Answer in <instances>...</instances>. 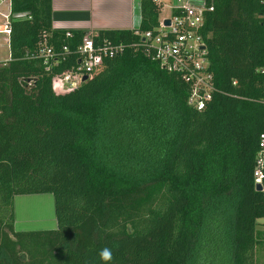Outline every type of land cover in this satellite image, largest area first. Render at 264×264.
<instances>
[{"label": "trees", "instance_id": "1", "mask_svg": "<svg viewBox=\"0 0 264 264\" xmlns=\"http://www.w3.org/2000/svg\"><path fill=\"white\" fill-rule=\"evenodd\" d=\"M10 56L0 65V264H264V7L211 0L202 33L214 78L203 110L181 75L147 53L162 4L140 0L134 30L86 81L62 90L92 31L54 30L52 0H12ZM137 32V33H136ZM69 34V35H68ZM44 41L56 56L39 55ZM67 47V50L63 48ZM49 193L56 229H16L17 196Z\"/></svg>", "mask_w": 264, "mask_h": 264}, {"label": "built area", "instance_id": "2", "mask_svg": "<svg viewBox=\"0 0 264 264\" xmlns=\"http://www.w3.org/2000/svg\"><path fill=\"white\" fill-rule=\"evenodd\" d=\"M164 6V0H153ZM264 7V0H259ZM211 0H171L168 4L171 9L169 18H161L159 32L147 31L143 33V40L147 41V53L156 60L162 68L169 72L181 75L189 87L188 104L203 110L213 98L214 78L207 58V44L202 33L204 14L212 9ZM264 18V13L261 15ZM31 19L25 12L13 14V1L0 0V35L9 45L11 35V20ZM166 19L170 24H164ZM137 33V32H136ZM69 35V34H68ZM202 47H204L202 49ZM123 43H114L103 39L96 43L93 32L86 35L79 50L83 59L76 70L56 77L55 83L62 90H70L83 82V77H90L100 68L105 57H112L124 51ZM67 50V47L63 48ZM39 55L48 63L56 52L46 41L40 47ZM9 60V59H8ZM6 60L1 64H5ZM256 184L264 180V132L259 137V150L254 169Z\"/></svg>", "mask_w": 264, "mask_h": 264}, {"label": "crops", "instance_id": "3", "mask_svg": "<svg viewBox=\"0 0 264 264\" xmlns=\"http://www.w3.org/2000/svg\"><path fill=\"white\" fill-rule=\"evenodd\" d=\"M52 5V27L57 31L134 30L141 21L140 0H52ZM5 44L0 35V48ZM9 56L10 51L0 63ZM258 223L264 230V222Z\"/></svg>", "mask_w": 264, "mask_h": 264}, {"label": "rangeland", "instance_id": "4", "mask_svg": "<svg viewBox=\"0 0 264 264\" xmlns=\"http://www.w3.org/2000/svg\"><path fill=\"white\" fill-rule=\"evenodd\" d=\"M171 0H164L160 17L169 18L171 9L168 4ZM9 47L5 44L0 48V61L3 57H8ZM16 207V229L26 230H47L56 229L55 199L52 194H33L17 196L15 200ZM264 222V218L260 219Z\"/></svg>", "mask_w": 264, "mask_h": 264}, {"label": "clouds", "instance_id": "5", "mask_svg": "<svg viewBox=\"0 0 264 264\" xmlns=\"http://www.w3.org/2000/svg\"><path fill=\"white\" fill-rule=\"evenodd\" d=\"M98 257L102 264H111L113 261V252L110 248L105 247L99 251Z\"/></svg>", "mask_w": 264, "mask_h": 264}, {"label": "water", "instance_id": "6", "mask_svg": "<svg viewBox=\"0 0 264 264\" xmlns=\"http://www.w3.org/2000/svg\"><path fill=\"white\" fill-rule=\"evenodd\" d=\"M164 24H166V25H169L170 24V20L169 19H166L165 21H164ZM204 47H202V49H203ZM88 79V76H84L83 77V81H86ZM256 189L257 190H261L262 189V184H256Z\"/></svg>", "mask_w": 264, "mask_h": 264}]
</instances>
